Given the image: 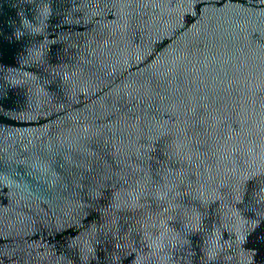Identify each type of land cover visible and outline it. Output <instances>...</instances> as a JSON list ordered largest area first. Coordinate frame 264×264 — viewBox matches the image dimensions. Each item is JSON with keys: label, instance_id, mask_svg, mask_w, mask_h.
I'll use <instances>...</instances> for the list:
<instances>
[{"label": "water", "instance_id": "water-1", "mask_svg": "<svg viewBox=\"0 0 264 264\" xmlns=\"http://www.w3.org/2000/svg\"><path fill=\"white\" fill-rule=\"evenodd\" d=\"M0 264H264V0H0Z\"/></svg>", "mask_w": 264, "mask_h": 264}]
</instances>
